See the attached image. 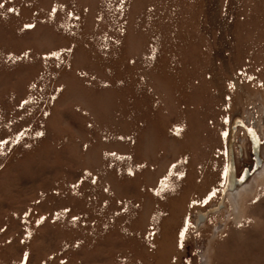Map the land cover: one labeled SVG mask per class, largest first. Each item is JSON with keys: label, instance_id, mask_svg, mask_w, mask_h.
Segmentation results:
<instances>
[{"label": "rangeland", "instance_id": "1", "mask_svg": "<svg viewBox=\"0 0 264 264\" xmlns=\"http://www.w3.org/2000/svg\"><path fill=\"white\" fill-rule=\"evenodd\" d=\"M0 5V264H240L264 246V176L218 206L232 118H264V0ZM235 157L253 164L242 128Z\"/></svg>", "mask_w": 264, "mask_h": 264}, {"label": "water", "instance_id": "2", "mask_svg": "<svg viewBox=\"0 0 264 264\" xmlns=\"http://www.w3.org/2000/svg\"><path fill=\"white\" fill-rule=\"evenodd\" d=\"M238 128H243L247 138L251 144V155L253 164L244 167L243 171L237 176L235 166V149L236 133ZM239 157L243 156V150L238 146ZM263 162L262 157V141L253 127H247L239 115H235L230 123L229 134L227 138V165H226V180L223 186V193L233 191L236 188L247 183L252 175L261 168ZM219 208L222 204L219 202ZM203 216H199L197 224L203 221Z\"/></svg>", "mask_w": 264, "mask_h": 264}, {"label": "bare ground", "instance_id": "3", "mask_svg": "<svg viewBox=\"0 0 264 264\" xmlns=\"http://www.w3.org/2000/svg\"><path fill=\"white\" fill-rule=\"evenodd\" d=\"M241 119L243 120V122L245 123V125L247 127L251 126V127H253L255 129V131L257 132V134L259 136V138L262 141V148H263V144H264V118H262V120L260 121L259 124L247 123V121L244 120L242 117H241ZM238 130H239V128L237 129V131ZM243 142H245V140ZM237 146L241 147L242 150H243V144L242 143H240V144L238 143ZM250 146H251V144H250ZM234 149H235V145H234ZM238 152H239V150H238ZM262 157H263V162H262L261 168L259 170H257L252 175V177L250 178V180L247 183H245L244 185L236 188L233 191H228L226 193H223V191H222V194H221L222 196H221V200H220V203L222 205H223L225 199H231L233 201L234 205L236 206L240 202V200H241L240 198L243 195H245V194H253L255 192L257 184H258V181L261 178H263V176H264V156H263V154H262ZM235 166H236V169H237L236 157H235ZM237 176H239L238 172H237ZM213 210H217V207L214 206ZM221 226H222V224L219 226V228H221ZM263 243L264 242H261L260 244H263ZM263 248H264L263 245H262L261 248H257V247L255 248V246H253V245L248 246L247 244L240 245V247L238 248V253H240L239 254V260H240L239 263L240 264H264V250H263Z\"/></svg>", "mask_w": 264, "mask_h": 264}, {"label": "snow or ice", "instance_id": "4", "mask_svg": "<svg viewBox=\"0 0 264 264\" xmlns=\"http://www.w3.org/2000/svg\"><path fill=\"white\" fill-rule=\"evenodd\" d=\"M0 7H2V5H0ZM181 236H183V233H181Z\"/></svg>", "mask_w": 264, "mask_h": 264}]
</instances>
